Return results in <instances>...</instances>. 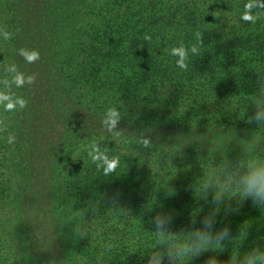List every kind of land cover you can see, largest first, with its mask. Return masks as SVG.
<instances>
[{
    "label": "trees",
    "instance_id": "1",
    "mask_svg": "<svg viewBox=\"0 0 264 264\" xmlns=\"http://www.w3.org/2000/svg\"><path fill=\"white\" fill-rule=\"evenodd\" d=\"M260 110L264 0H0V264H264Z\"/></svg>",
    "mask_w": 264,
    "mask_h": 264
},
{
    "label": "clouds",
    "instance_id": "2",
    "mask_svg": "<svg viewBox=\"0 0 264 264\" xmlns=\"http://www.w3.org/2000/svg\"><path fill=\"white\" fill-rule=\"evenodd\" d=\"M195 50V48L192 49L193 52H195ZM172 54L179 56L180 59L177 62L180 66H185L184 59L186 58V51L183 47L173 48ZM17 84H23L22 77L17 78ZM17 104L20 107H23L26 104V101L24 99H20L17 101ZM113 114H115V112H109L108 116H111ZM257 118H264V110H260L257 113ZM105 123L109 124L110 127H115L117 121L116 119H106ZM240 183L244 186V193H250L264 197V166H257L253 168L252 171L247 176H245ZM204 238V236H199V239L201 241H203ZM257 259V256H249L247 258L246 264H256Z\"/></svg>",
    "mask_w": 264,
    "mask_h": 264
},
{
    "label": "rangeland",
    "instance_id": "3",
    "mask_svg": "<svg viewBox=\"0 0 264 264\" xmlns=\"http://www.w3.org/2000/svg\"><path fill=\"white\" fill-rule=\"evenodd\" d=\"M85 98H87L89 101H91V100H94V97L92 96V95H88V93H86L85 94ZM92 102V101H91ZM121 104H123V107L124 108H127L129 111H131L132 113L133 112H135V111H141V112H148V113H150V112H153V113H155V114H162V113H165V110H163V109H158L157 107H152V108H149V107H147V106H142V105H137V104H133V103H128V102H126V103H121ZM222 104H223V106H221V109H225V107H226V105H227V103L226 102H223L222 101ZM222 104H220V105H222ZM212 109H209V111H211ZM162 115H164V114H162ZM148 164V163H147ZM142 166V172L143 173H148V172H152V174L154 173V171H156L157 169H156V167H149L150 165H145V164H141ZM158 166H160V165H158ZM165 168H166V166H165ZM164 173V172H163ZM17 191H18V189H17ZM20 191V190H19ZM22 192V191H21ZM26 193H28V192H22L21 193V197H23ZM30 197L28 196V194H27V197H26V200L27 199H29ZM48 200H49V197H44L43 198V201L44 202H42L41 200H40V196H38V197H36V199H34V201H32V205H33V210L32 211H36V210H38L40 207H41V205L42 204H44L45 206H49L48 205ZM28 205V204H27ZM28 207V206H27ZM2 209H0V218H4V215L3 216H1V213H2V211L4 210V211H6V208H3V210L1 211ZM45 223H47V221H45ZM42 229L43 230H45V231H49L50 230V228L48 227V226H43V224H42ZM45 238H46V236L44 235L43 236V239L45 240ZM59 253V252H58ZM117 264H119V263H117ZM136 264H149V260H146L145 259V256L144 257H142V258H140V260L138 261V263H136Z\"/></svg>",
    "mask_w": 264,
    "mask_h": 264
}]
</instances>
